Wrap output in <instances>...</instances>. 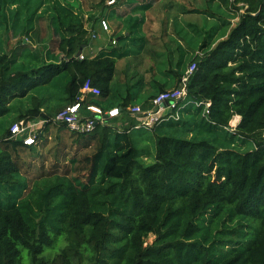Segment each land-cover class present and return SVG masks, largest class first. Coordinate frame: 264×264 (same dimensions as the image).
I'll return each instance as SVG.
<instances>
[{
	"label": "trees",
	"instance_id": "16d2710c",
	"mask_svg": "<svg viewBox=\"0 0 264 264\" xmlns=\"http://www.w3.org/2000/svg\"><path fill=\"white\" fill-rule=\"evenodd\" d=\"M8 1L0 0V26L9 20ZM133 1L119 0L115 21L111 13L106 19L114 22L116 44L139 40L141 48L144 40L154 42L152 33L147 39L138 31L118 32L123 18L117 10ZM151 1L140 0L136 9L149 10ZM205 2H216L237 20L231 24L210 5L182 10L212 19L214 26L202 31L188 25L202 37V53L191 63L186 99L178 102L176 119L168 114L149 129L119 130L106 113L116 106L118 116L131 115L129 92L148 84L134 62L143 52L166 64L164 74L180 87L187 70L176 71L168 55L159 59L155 49L135 53L111 43L85 55L92 48L90 30L73 6L56 0L50 11L57 63L22 40L8 51L0 33V264H264V0ZM223 28L226 34L212 43ZM134 54L124 62L133 67L121 73L118 64ZM131 70L136 84L125 75ZM115 75L119 89L113 88ZM87 81L99 95L86 96L81 113L93 119L86 110L91 104L102 119L90 132H71L54 118L78 101ZM32 89L36 95L29 99ZM165 91L159 87L149 106ZM14 101L30 106L14 123L44 122L30 131L31 146L11 136L14 123L3 124ZM134 131L149 134L139 140Z\"/></svg>",
	"mask_w": 264,
	"mask_h": 264
},
{
	"label": "rangeland",
	"instance_id": "374dc122",
	"mask_svg": "<svg viewBox=\"0 0 264 264\" xmlns=\"http://www.w3.org/2000/svg\"><path fill=\"white\" fill-rule=\"evenodd\" d=\"M54 0H13L8 1L7 7V15L9 16V20L5 25L0 26V33L3 35V38L6 41V48L8 51L13 49V46L18 43V41H23L25 44L27 43L29 46L33 47V49H37L41 52V54L45 57L46 61L51 63H57L61 59V54L56 49L55 42L58 40V34L56 32V24H55V16L50 11L51 5H53ZM60 3H68L73 6L75 12L79 13L84 21L85 27L93 32L91 29H94L97 33V36H101L98 28V22L102 19H106L108 14L111 13L114 18V13L116 5H118V1L114 6H108L106 1L100 3L99 0H56ZM140 0H134L133 4L127 5L124 4L122 8H119L117 11L121 14L120 17L123 18L119 26V33H124L126 31L130 32H139L140 34H151L154 37V42H158V46L156 45L152 47L156 50L157 54H159V59L167 58L171 60V67L178 72H185L195 57L201 55L202 51L200 46L202 44V37L197 36L192 32V28L188 27V25H194L198 28L201 27L202 31L208 30L212 25L214 26V22L212 19H206L204 16L199 14L186 13L182 10H191V9H203L210 5L212 9L221 17H223L226 21H230L233 24L237 20V16L226 10L224 7H218L216 2L211 4H207L205 0H147L151 1L153 4L149 10L136 9L141 5ZM154 1V2H153ZM115 7V8H114ZM113 8V9H112ZM112 9V10H111ZM117 15V14H116ZM118 16V15H117ZM116 18V17H115ZM106 21L110 24V20ZM115 21V19H113ZM116 21H118L116 19ZM166 21L164 27H161L162 24ZM114 23V22H113ZM117 23V22H116ZM164 28V36L162 38L157 37ZM225 29L223 28L219 30L218 34L212 40H219V38L223 37L225 33ZM162 35V32L160 33ZM159 35V36H160ZM204 36V32H203ZM99 40H101L99 38ZM98 41V39L96 40ZM95 41V42H96ZM92 45V51L85 52V55L95 56L96 51ZM97 44V43H96ZM33 49L25 50V54H32ZM138 49L134 50L136 53ZM14 51H19L22 54L21 49H14ZM168 53V54H167ZM130 56V55H129ZM135 54L132 57L126 56L122 59V62L118 64L119 70L121 73L126 70L129 65L124 63L129 59H133ZM25 56L22 58L24 59ZM30 60V58H27ZM155 57L151 58V55L148 51L145 53H141L134 59L135 63L138 64L139 74L143 75L147 83H144L143 86L147 87L148 90H137L139 92V99L136 101L134 106L140 108V111L146 112H154L157 108L149 106V102L153 95L157 94L159 91V87H164L165 90H172L176 87V80L173 77H169L164 74V69L166 68V64L161 65L158 60L155 61ZM179 59V60H178ZM21 59H19L20 62ZM176 61L179 62V65L176 66ZM181 61V62H180ZM133 61L131 63V68L135 64ZM158 62V63H157ZM157 63V64H156ZM129 67V68H130ZM151 68V74L153 71H156V74L152 77L150 73L143 74V69ZM154 69V70H152ZM154 73V72H153ZM127 76V80L132 81V84H136L137 80L133 79L135 72L131 70L128 73H125ZM145 75V76H144ZM113 88L119 89V81L115 75L113 79ZM142 89V88H141ZM32 89L26 95L27 98L30 99L31 96H35V91ZM45 87H42V91L44 92ZM49 89L48 91H51ZM135 91V92H137ZM30 96V97H29ZM19 100H22L20 98ZM28 100V99H23ZM180 103V102H179ZM12 108H14L5 119L6 121L3 123L6 127L9 124H13L14 118L17 117L21 112L30 108L29 103L26 101L20 104L19 101H14L12 104ZM194 111L195 108L192 107ZM168 111L165 109V105L163 106V110L161 109L158 114L159 121L166 118L168 114L165 113ZM165 113V114H164ZM169 113V112H168ZM136 116V115H133ZM139 125L142 121H147L145 116L141 114V117L137 116ZM40 121L39 119H35L34 121L26 122L24 124L34 123L33 128L39 127V125H35ZM239 121L238 118H233L230 122V127L232 129L235 128L236 124ZM152 123L150 126L153 127L156 125ZM30 130V129H29ZM140 134L143 136H148V132L141 133L139 131H134L133 135L135 138H139ZM1 135V131H0ZM141 140V137L140 139ZM153 240L152 236H149L147 242H151Z\"/></svg>",
	"mask_w": 264,
	"mask_h": 264
},
{
	"label": "built area",
	"instance_id": "2783aa9c",
	"mask_svg": "<svg viewBox=\"0 0 264 264\" xmlns=\"http://www.w3.org/2000/svg\"><path fill=\"white\" fill-rule=\"evenodd\" d=\"M115 3V0H108L107 4L112 5ZM99 27L100 29L105 32V33H110V28L109 24L106 20H100L99 22ZM96 38V34L94 32H91V40ZM109 42L111 45H114L116 41L114 39H110ZM78 59L82 60L84 59V55L80 53L78 55ZM195 70V64H192L186 71V75L182 79V83L180 87L178 88H173L170 91H165L162 93H159L152 101H151V106L154 108H157L156 111L150 112L146 111L143 113V111H140V108L137 106L130 107L129 112L131 115H136L141 117V114L145 116V119H148L147 121H142L139 125L137 124L135 126L136 129L138 128H152L150 125L155 122H159V113L161 109L163 110V106L165 105V109L168 110L166 114H169V116L173 118L178 117V102L184 101L187 96V89H186V84H187V79L188 77L193 73ZM98 96L99 91L97 88L92 87L90 82L87 81L83 85V87L80 89V97L78 98V101L72 105H69L62 110H60L54 120L58 123H62L67 126L69 131L71 132H78V133H87L90 132L93 129L94 126V120L98 121L102 119V111L100 108L94 105H87L86 110H88L90 113L94 114L93 119L89 118H84L82 113H81V102L85 101L86 96ZM198 105L197 103H195ZM208 107V105H206ZM205 107V109H206ZM172 113V111H174ZM206 111V110H205ZM169 112V113H168ZM118 109L114 108L108 111L106 114L110 118H114L118 116ZM44 123L43 121H38L35 123V125H39ZM34 123H29V124H24V121L16 122L10 127V133L11 136L17 137V136H22L23 137V144L27 146H31L34 143V136L30 134V131H32L31 128H33ZM30 129V130H29ZM28 131V132H27ZM29 133V134H27Z\"/></svg>",
	"mask_w": 264,
	"mask_h": 264
},
{
	"label": "crops",
	"instance_id": "0c3cea01",
	"mask_svg": "<svg viewBox=\"0 0 264 264\" xmlns=\"http://www.w3.org/2000/svg\"><path fill=\"white\" fill-rule=\"evenodd\" d=\"M113 21L111 22V20H110V24H111V26H109V28H110V33L108 34V33H105V32H103L101 29H100V27L98 26V28H99V32L101 33V36H97V34H96V38L95 39H93L92 40V45H93V47H94V42L98 39V41H96L95 42V48L93 49V52H94V50L96 51V54L97 53H99V51L100 50H104V49H110L109 48V40H110V37L112 36L113 37ZM109 24V23H108ZM95 32V31H94ZM98 33V32H97ZM152 34H153V32H151ZM128 35V32L126 31V32H124V36H127ZM150 36V33L149 34H147V35H145V37L148 39V37ZM99 38L101 39V40H99ZM113 39H115V40H118V36H115ZM97 43V44H96ZM139 40H135V41H131V40H128V39H125L124 41H122L121 43H115L114 45L118 48V49H153L152 47H153V45L155 44V42H153V41H150L149 39H148V41L147 40H144V41H142L141 42V44L143 45V47H141V48H139L138 46H139ZM156 45V47L158 46V43H156L155 44ZM154 45V46H155ZM91 51H92V48H91ZM142 89H139L140 91H143V90H147L146 88L147 87H145V85L144 86H142L141 87ZM139 91V92H140ZM139 92L137 91V92H129L130 93V95L133 97V103H134V105L136 104V101L139 99V97H141V96H139L138 94H139ZM139 96V97H138ZM110 102H112V101H109V103ZM106 104V103H105ZM129 106H131V105H129ZM128 106V107H129ZM127 107V109L129 110V108ZM115 108H118V107H116L115 106ZM118 109H120V108H118ZM167 111H165V113H166ZM164 113V114H165ZM235 118H238L237 116L235 117ZM137 122H138V118H137V116H133V115H127V116H124V115H119L118 117H116V118H112V122H111V124L112 125H114L116 128H118L119 130H122V129H125V128H128L130 125H133V126H136L137 125Z\"/></svg>",
	"mask_w": 264,
	"mask_h": 264
},
{
	"label": "water",
	"instance_id": "95a60500",
	"mask_svg": "<svg viewBox=\"0 0 264 264\" xmlns=\"http://www.w3.org/2000/svg\"><path fill=\"white\" fill-rule=\"evenodd\" d=\"M79 54H80V52L77 53V57H78ZM119 110H120V109H118V111H119ZM106 116H107V115H106Z\"/></svg>",
	"mask_w": 264,
	"mask_h": 264
},
{
	"label": "clouds",
	"instance_id": "9594fccd",
	"mask_svg": "<svg viewBox=\"0 0 264 264\" xmlns=\"http://www.w3.org/2000/svg\"><path fill=\"white\" fill-rule=\"evenodd\" d=\"M110 39H111V37H110ZM134 128H135V126H134Z\"/></svg>",
	"mask_w": 264,
	"mask_h": 264
}]
</instances>
